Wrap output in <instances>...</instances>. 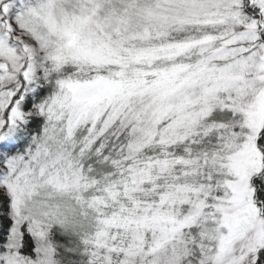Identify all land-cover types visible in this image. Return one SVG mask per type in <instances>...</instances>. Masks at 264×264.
Instances as JSON below:
<instances>
[{"label": "snow or ice", "instance_id": "obj_1", "mask_svg": "<svg viewBox=\"0 0 264 264\" xmlns=\"http://www.w3.org/2000/svg\"><path fill=\"white\" fill-rule=\"evenodd\" d=\"M0 264H264V0H0Z\"/></svg>", "mask_w": 264, "mask_h": 264}]
</instances>
